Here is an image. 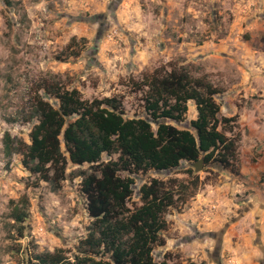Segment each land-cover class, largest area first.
<instances>
[{
	"label": "rangeland",
	"instance_id": "rangeland-1",
	"mask_svg": "<svg viewBox=\"0 0 264 264\" xmlns=\"http://www.w3.org/2000/svg\"><path fill=\"white\" fill-rule=\"evenodd\" d=\"M10 1L9 6L0 0V264H26L25 248L71 250L89 222L79 177L63 180L52 192L22 168L18 154L8 163L2 155L4 130L27 141L30 123L22 118L34 94L42 95L36 91L39 80L75 88L85 99L116 96L124 114L134 117L143 111L130 80L167 64L184 66L218 90V116L236 115L238 167L264 166V0ZM71 37H83L84 47L77 42L78 55L62 59ZM186 106L188 121L195 109L192 101ZM184 168L180 162L176 169L134 175L128 206L139 203L142 183L185 179ZM193 172L197 188L184 204L165 212L161 244L153 247L152 257L171 264H226L229 258L235 264L263 262L249 216L238 220L235 231L247 234L230 233L242 209L235 203L247 191H235L237 182L226 170L201 165ZM259 174L258 184L264 182V173ZM22 196L28 200L23 236L8 237L9 200ZM209 202L224 207L212 219L203 213ZM231 246L235 252L227 250Z\"/></svg>",
	"mask_w": 264,
	"mask_h": 264
},
{
	"label": "trees",
	"instance_id": "trees-1",
	"mask_svg": "<svg viewBox=\"0 0 264 264\" xmlns=\"http://www.w3.org/2000/svg\"><path fill=\"white\" fill-rule=\"evenodd\" d=\"M77 42L84 47L83 37H71L62 59L78 55L80 49L73 50ZM130 86L139 94L142 115L126 116L116 96L85 99L75 88L39 80L36 91L42 95L34 94L22 118L30 123L27 141L2 132L6 163L18 154L22 168L50 191L79 177L89 218L71 250L25 248L26 264H171L155 260L152 249L161 244L167 209L184 204L197 188L191 163L201 159V165L238 176L236 115L218 116V90L209 81L193 78L184 66L167 64L130 80ZM188 101L195 117L186 121ZM180 162L186 164L181 170L185 179L150 178L137 189L139 203L128 206L134 175L176 169ZM9 204L8 237L20 238L28 200L22 196Z\"/></svg>",
	"mask_w": 264,
	"mask_h": 264
},
{
	"label": "crops",
	"instance_id": "crops-1",
	"mask_svg": "<svg viewBox=\"0 0 264 264\" xmlns=\"http://www.w3.org/2000/svg\"><path fill=\"white\" fill-rule=\"evenodd\" d=\"M255 165H258L255 163ZM262 167V168H260ZM259 173H264V166H256L254 167V164L252 166H244V165H239V169H238V176L233 177L232 181L237 182L234 187L235 191H242L243 193L246 192V197L243 199H240L237 201L238 206H242V209L239 211V214L235 217L232 228H231V232L233 235L235 233L239 234L241 233L239 232H235L237 229L236 227L240 226L238 224V220L243 217V216H249V221H250V226L253 223V230L255 233H257L256 237L257 240L261 241L262 245H257L259 250L262 253L263 256V262L259 261H251L249 262V264H264V182H261L260 184H258L256 181L260 179L259 177ZM224 210V207L220 208L219 205H217L216 203H208L206 204L205 209H203V213L205 214V218H213V216L217 213H219L220 211ZM227 211L230 210V208L228 207V209H226ZM223 215V214H222ZM257 227V228H256ZM241 230V229H240ZM221 230H219L216 233H222L220 232ZM240 235V238L243 237L244 234H247V230L243 229ZM227 234H223L222 235V242H224V240L226 239ZM239 238V239H240ZM220 239V238H219ZM228 251L231 252H235L236 248L234 247H229L227 249ZM257 260V259H256ZM229 261H234L233 258H229L227 259L226 264H228ZM217 264H222V262L219 260H217Z\"/></svg>",
	"mask_w": 264,
	"mask_h": 264
},
{
	"label": "water",
	"instance_id": "water-1",
	"mask_svg": "<svg viewBox=\"0 0 264 264\" xmlns=\"http://www.w3.org/2000/svg\"><path fill=\"white\" fill-rule=\"evenodd\" d=\"M191 166L193 167L194 171L201 169V159H198L197 161L191 163Z\"/></svg>",
	"mask_w": 264,
	"mask_h": 264
},
{
	"label": "built area",
	"instance_id": "built-area-1",
	"mask_svg": "<svg viewBox=\"0 0 264 264\" xmlns=\"http://www.w3.org/2000/svg\"><path fill=\"white\" fill-rule=\"evenodd\" d=\"M228 264H235V262H233V261H229Z\"/></svg>",
	"mask_w": 264,
	"mask_h": 264
}]
</instances>
